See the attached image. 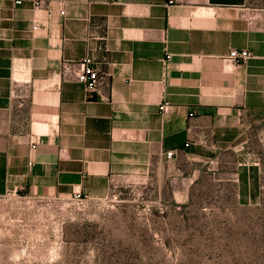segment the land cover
Here are the masks:
<instances>
[{
    "label": "crops",
    "instance_id": "1",
    "mask_svg": "<svg viewBox=\"0 0 264 264\" xmlns=\"http://www.w3.org/2000/svg\"><path fill=\"white\" fill-rule=\"evenodd\" d=\"M232 48L252 56L228 63ZM88 55L106 73L95 99L61 71ZM262 115L264 7L251 0H0V195L100 198L229 153L253 196L239 157Z\"/></svg>",
    "mask_w": 264,
    "mask_h": 264
},
{
    "label": "rangeland",
    "instance_id": "2",
    "mask_svg": "<svg viewBox=\"0 0 264 264\" xmlns=\"http://www.w3.org/2000/svg\"><path fill=\"white\" fill-rule=\"evenodd\" d=\"M239 158L256 195L240 194L229 153L116 181L100 198L11 188L0 195V264H264V115Z\"/></svg>",
    "mask_w": 264,
    "mask_h": 264
},
{
    "label": "built area",
    "instance_id": "3",
    "mask_svg": "<svg viewBox=\"0 0 264 264\" xmlns=\"http://www.w3.org/2000/svg\"><path fill=\"white\" fill-rule=\"evenodd\" d=\"M16 4L22 2V0H13ZM175 0H168L169 3H173ZM33 6L35 8L42 6L45 3V0H31ZM252 56L250 50L243 48L237 49L232 48L230 51L223 57L225 61L228 63H237V62H244L248 58ZM61 71L63 75L66 73H72L75 79L78 82L84 84L86 91L88 92V97L94 96L95 98L101 94L100 84L103 82L106 73H100L99 70L94 65V60L91 56H86L84 59L71 64L67 61H63L61 66ZM161 109H165V105L163 103L160 104ZM173 154L172 150L167 151V155L171 157ZM75 198H90L89 195L84 194L80 191L75 192L72 194Z\"/></svg>",
    "mask_w": 264,
    "mask_h": 264
},
{
    "label": "trees",
    "instance_id": "4",
    "mask_svg": "<svg viewBox=\"0 0 264 264\" xmlns=\"http://www.w3.org/2000/svg\"><path fill=\"white\" fill-rule=\"evenodd\" d=\"M90 99H95V97L94 96H92V97H89Z\"/></svg>",
    "mask_w": 264,
    "mask_h": 264
}]
</instances>
